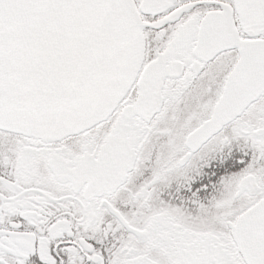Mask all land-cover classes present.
<instances>
[{
  "label": "snow or ice",
  "instance_id": "obj_1",
  "mask_svg": "<svg viewBox=\"0 0 264 264\" xmlns=\"http://www.w3.org/2000/svg\"><path fill=\"white\" fill-rule=\"evenodd\" d=\"M0 264H264V0H0Z\"/></svg>",
  "mask_w": 264,
  "mask_h": 264
}]
</instances>
